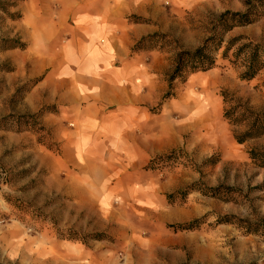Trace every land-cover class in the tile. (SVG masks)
Wrapping results in <instances>:
<instances>
[{"label":"rangeland","instance_id":"1","mask_svg":"<svg viewBox=\"0 0 264 264\" xmlns=\"http://www.w3.org/2000/svg\"><path fill=\"white\" fill-rule=\"evenodd\" d=\"M113 1L0 0V264H264V0H120L77 43ZM77 56L131 102H47Z\"/></svg>","mask_w":264,"mask_h":264},{"label":"crops","instance_id":"2","mask_svg":"<svg viewBox=\"0 0 264 264\" xmlns=\"http://www.w3.org/2000/svg\"><path fill=\"white\" fill-rule=\"evenodd\" d=\"M151 1L152 0H137L138 9L136 11L138 14H143V12H146L147 5H149ZM123 3L124 2H121L120 0H114L113 3L109 4L110 8H107L103 18H101L102 13L98 7V9H91L89 11L90 13H87V15H93L95 19L91 20L92 17L89 16L90 21L86 22V25L76 28V32L73 34L78 38L77 43L87 42L89 43L90 48L97 47V43L102 37L101 34L104 33L103 29L99 28L98 26H101L103 23H113L119 13L123 12L124 15H127L126 11H121L119 9L122 5H124ZM77 58H79V67H77L75 71L72 69L71 73L66 74L69 76L67 81H62L61 83L59 81L56 82L57 86H55L54 89H57V91L55 94H49L48 98L45 99L47 102L54 101L60 105H63V109L73 108L69 106L79 104L84 99L83 96H86V93H89V95L92 97L90 93H93L94 90L97 91L99 97H103L105 102H111V100L119 101L120 104H122L125 100V103L131 102V98L126 96L129 95L128 93H125L124 95L119 94L118 96L112 98L110 96L111 90H113L112 84L107 83L106 81L99 82L97 77L98 74L92 75L90 73L92 77L88 78V81H86L84 74L80 71V68L83 66L82 57L77 56ZM90 60H92V58H90ZM123 90L126 91L125 88H123ZM78 154L81 158L86 157L82 151L78 152ZM93 155L94 154L91 153L86 158L93 159Z\"/></svg>","mask_w":264,"mask_h":264},{"label":"trees","instance_id":"3","mask_svg":"<svg viewBox=\"0 0 264 264\" xmlns=\"http://www.w3.org/2000/svg\"><path fill=\"white\" fill-rule=\"evenodd\" d=\"M228 16H231V13H226L225 15H223L224 19ZM233 16V15H232ZM235 18H237L239 21H238V24L233 26V28L235 27H238V26H247V25H250L252 23V21H250L248 19V16L246 15H240V14H236L234 15ZM220 21H224V20H220ZM211 42V39H208L206 41V47H202L198 50H196L194 53H183L181 54L180 56L184 57L181 61L182 62H186V60H190L191 64L194 65V66H200V65H208L209 67L214 65V61L212 59H208L207 55L205 53H207V46L208 44H210ZM253 60V63L255 64V61H256V55H254V59ZM252 65L247 73L245 74V78L247 80H252L256 74L258 73L259 69L255 67V65ZM187 228V227H185Z\"/></svg>","mask_w":264,"mask_h":264}]
</instances>
